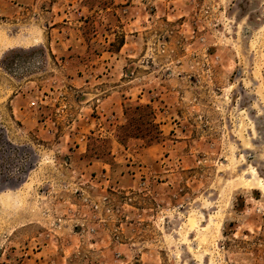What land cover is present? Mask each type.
<instances>
[{
  "label": "rangeland",
  "instance_id": "374dc122",
  "mask_svg": "<svg viewBox=\"0 0 264 264\" xmlns=\"http://www.w3.org/2000/svg\"><path fill=\"white\" fill-rule=\"evenodd\" d=\"M0 264H264V0H0Z\"/></svg>",
  "mask_w": 264,
  "mask_h": 264
},
{
  "label": "crops",
  "instance_id": "0c3cea01",
  "mask_svg": "<svg viewBox=\"0 0 264 264\" xmlns=\"http://www.w3.org/2000/svg\"><path fill=\"white\" fill-rule=\"evenodd\" d=\"M124 61H126V58H123L121 53H116V54H109V57H98L96 64L101 65V68H100L101 70L107 71L108 76H105V77H109L110 82H115V81H113V79L116 76L115 73L116 72L119 73V68H120L121 64H123ZM118 76H116V77H118ZM139 88H141V87H139ZM139 88H134V89L137 90ZM121 89H122V85H119L118 83L111 84L105 88H100L99 91L104 92L105 90H107L111 94V98H109V101L105 100L103 102V105H104V103L108 104L110 110H112V111L117 110L119 103L116 99V94H119ZM132 90L133 89H131V91ZM130 102H132V100H130Z\"/></svg>",
  "mask_w": 264,
  "mask_h": 264
},
{
  "label": "trees",
  "instance_id": "16d2710c",
  "mask_svg": "<svg viewBox=\"0 0 264 264\" xmlns=\"http://www.w3.org/2000/svg\"><path fill=\"white\" fill-rule=\"evenodd\" d=\"M7 58H8V57H4L3 62H5V61L7 60Z\"/></svg>",
  "mask_w": 264,
  "mask_h": 264
},
{
  "label": "bare ground",
  "instance_id": "6f19581e",
  "mask_svg": "<svg viewBox=\"0 0 264 264\" xmlns=\"http://www.w3.org/2000/svg\"><path fill=\"white\" fill-rule=\"evenodd\" d=\"M253 182V181H252Z\"/></svg>",
  "mask_w": 264,
  "mask_h": 264
}]
</instances>
